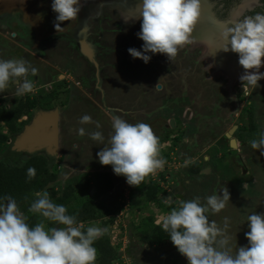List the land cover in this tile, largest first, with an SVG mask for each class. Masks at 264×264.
<instances>
[{
    "label": "rangeland",
    "instance_id": "374dc122",
    "mask_svg": "<svg viewBox=\"0 0 264 264\" xmlns=\"http://www.w3.org/2000/svg\"><path fill=\"white\" fill-rule=\"evenodd\" d=\"M0 1L5 3L6 9L14 8L17 13L21 12L26 28L34 33L40 28L39 19L47 21L45 11L50 7L49 11L52 12L53 0ZM81 2L83 3L81 10L86 15L83 34H87L85 36L88 37V46L92 51L91 42L94 44L98 42L97 44L105 49L106 56L99 62L107 65L106 75L108 77L110 75L111 80L108 81L110 85L106 90V98L103 100L101 97L102 94L105 95V90L101 93L92 85L86 90L82 88L84 78L94 76V69L87 67V59H84L82 53L79 55L78 52L72 53L68 49L65 57L57 54L52 47L49 50L47 46L48 50L44 53L48 58L44 59L46 62L44 69L53 67L52 69L56 71L55 77L51 78L47 85L56 80L62 81L63 84L71 82L65 88L63 87L65 85L58 88L62 89L58 95L63 93L60 99L63 105H60L63 107L62 114L65 119L62 120L61 127L63 138V140L61 138L63 141L61 155L54 162L60 177L56 188H62L71 182L78 183L86 178H98V176L111 179L110 176L114 173L112 167L101 169L103 165L99 162L97 155L107 144L111 134L109 130L112 131L107 126L109 124L107 117L111 116V113L104 108V101L108 106L125 107L140 120L137 123L143 122L151 126L160 140L161 156L166 161L164 167L169 165L172 169H176L177 173L172 172L171 179L165 183L168 192L163 190L158 194V201L146 203L145 207L142 201L146 199L147 189L140 192L138 188L128 185L125 177L118 176L116 177L118 181L115 178L111 180L108 187L109 196L108 192L101 187L103 180L101 184L97 182V189L92 195L97 201H101L104 205L109 204L116 210L117 199L121 200L122 204L120 208L117 207L115 214L119 227L116 229L110 225L104 228L97 221L86 227L94 225L106 229L104 234L110 235L111 243L115 246L123 242L117 250L118 259L115 264H188L187 259L178 252L171 240L155 247L143 244L138 236L145 235L150 227H141V225L151 218L155 224L162 225L163 212L156 210L157 206L153 204L154 202L172 208L177 207L180 201H188L196 197H200L204 202L207 196L220 193L224 187L229 190L230 201L220 213H209V219L215 220L223 227L224 218H229L228 232L232 236L233 251L236 246H248L249 242L245 235L249 231L247 217L255 212L264 214V155L250 145L251 140L258 139L259 134L264 133V79L258 82L259 87L239 83L229 89L228 77L216 76L215 73L213 76L217 79L212 80L211 75L214 70L209 67L210 61H207L211 58H204L206 54L204 49L201 47L194 49L191 45L186 46L171 61L163 54L148 53L151 59L145 64L144 61L131 57L128 52L129 48L142 51L143 41L137 36L141 30L142 21L133 19L125 23L124 19L127 16L125 17L121 7L106 3L97 4V7H94L86 6L89 0H81ZM127 11L130 10L127 9ZM52 26L54 27V22ZM60 32L54 31L55 34ZM195 36H197L196 41L204 39L202 32L197 31ZM56 43L52 42V44ZM213 43L207 40L209 46H215ZM71 54L77 61L74 64L66 62ZM30 76L32 78L31 74ZM37 83H35V90L43 85V83ZM57 85L59 87V84ZM67 88L70 89L71 94L68 101L62 98L66 97ZM10 99H6L7 103L12 102ZM44 99L51 105L54 102L49 100V97ZM220 99L222 100L219 101ZM249 103L250 105L242 110V107H246ZM181 105L187 107L178 109ZM140 112H142L141 115ZM85 114L90 115L94 122L99 121L101 128L96 129L94 123L81 125L79 119ZM117 114H119L118 111ZM208 117L211 122L209 120L205 122ZM171 119L176 120L178 126H171L169 123ZM201 120L202 129L200 130L198 127ZM126 121L134 124L128 118ZM80 127H84L86 132L101 131L105 137L104 144L93 141L87 134L83 137L79 136L77 129ZM234 127H238L234 134V139L239 144L237 149L231 148L230 139L226 137V134ZM181 130L185 132L182 133ZM192 137H197L195 147L189 148L188 142L183 141L190 140ZM179 151L183 153L180 166L178 165ZM166 153L170 155L168 160L164 156ZM190 156L192 164L188 160ZM1 157L4 161L11 163L16 160L14 155L5 150ZM24 160H27V157H23L22 161ZM195 163L204 167L200 173L191 171ZM88 170H94L95 173H90ZM184 173H186L184 176L186 182H183L181 177ZM119 178L122 180L120 181ZM108 179L106 181H109ZM146 179L148 180L149 177ZM243 184L248 187L243 188ZM132 201L141 202L137 204V207L129 205L126 209V204L128 202L131 204ZM142 207L144 213L141 214ZM145 218L148 221L144 220ZM54 227L61 226L55 224ZM114 231L120 234L121 240L113 241Z\"/></svg>",
    "mask_w": 264,
    "mask_h": 264
},
{
    "label": "clouds",
    "instance_id": "9594fccd",
    "mask_svg": "<svg viewBox=\"0 0 264 264\" xmlns=\"http://www.w3.org/2000/svg\"><path fill=\"white\" fill-rule=\"evenodd\" d=\"M51 7L57 14L55 30L60 32L64 29L61 23L78 19L83 5L81 0H53ZM202 13L201 0H142L139 14L124 19L125 23L133 19L142 21L137 33L143 41L142 51L129 48V54L145 64L151 59L148 53L163 54L169 61L175 59L181 50L193 43L192 35ZM220 40L222 45L216 52L237 54L239 65L245 70L241 81L245 86L259 87L258 82L264 79V73L260 72L264 67V13L242 19L238 15L233 25L220 33ZM37 73L38 69L23 58L0 59V92L14 84L17 95L32 93L36 85L28 77ZM79 123H94L96 129L101 128L100 122H94L87 114ZM112 130L107 145L97 153L103 166H111L117 176L125 177L133 187L163 169L166 161L161 156L160 140L150 125L131 124L113 116ZM77 133L81 137L87 134L102 145L105 142L99 130L86 132L80 127ZM250 145L264 155V133L251 140ZM35 176L36 169L30 167L28 179ZM247 187L243 184V188ZM35 197L28 212L42 219L32 227L14 197L0 198L3 201L0 202V264H95L97 249L93 245L106 229L94 225L84 229L75 215L68 214L66 206L50 199L46 190L36 192ZM229 201V190L224 187L220 193L207 196L204 202L200 197L180 201L164 218L163 230L169 233L172 244L188 264H264V214L248 215L249 231L245 233L248 246H236L235 251L228 232L229 218H224L223 227L209 219V213H220ZM45 221L61 227H46ZM116 224L117 218L113 226Z\"/></svg>",
    "mask_w": 264,
    "mask_h": 264
},
{
    "label": "flooded vegetation",
    "instance_id": "af4514ba",
    "mask_svg": "<svg viewBox=\"0 0 264 264\" xmlns=\"http://www.w3.org/2000/svg\"><path fill=\"white\" fill-rule=\"evenodd\" d=\"M141 2L142 0H89V2L86 3V6L93 5L94 7H97V4L106 3L108 5L117 6L118 8L121 7L122 12L125 15V17L128 15L127 18L129 17L134 18L135 16L139 14V6ZM204 2L205 3L202 6V9H203L202 19H201L202 21L198 23L199 27H200V24L202 26V28H199V29L202 31V35L204 39L202 40L200 39L196 41L193 39V35H192L193 43L190 45L194 49L200 48V47L203 48L204 52H206V54H204V58L205 59L211 58L210 60H207V61H210L209 67L212 70H214L211 75L212 80L217 79V78L214 79L213 75H215V73L217 74L216 76L228 77V79L230 80V85H228V88L232 89L234 88L235 85L239 83H243L240 77L244 74L245 70L242 67L241 68L235 67L234 66L235 61L234 63L232 61L235 58L237 62H239L238 55L235 53L226 54L223 51H218L216 53V50L219 48L218 46H209V44L203 45L202 42L207 43V40H208V42L211 41L213 43V38L210 37V34H212L213 36V31L211 30V28L214 29V31L222 32V30H224L225 27L233 25V23L235 22V18L238 15L242 19L243 16L255 15L257 13H264V0H204ZM6 8L7 6L5 5V3L0 1V31H1L0 47L5 50L4 53L5 55H8V57H12V55H14L19 58H23L25 60H28L33 67L38 69L37 75L32 76L31 80L34 83L36 82L43 83V85L39 87L38 93H35L36 95L34 96V98L37 100L40 98V101L45 103L46 99L44 98H46V96L44 95V93L49 94L52 92L53 93L57 92V94H59L60 92H62V89L59 90L58 88H60L61 85H65L63 86L65 88L67 87V84L71 82L68 81V82H64L65 84H63V82H60V80H56L54 82H50L47 85V82L51 78L55 77L54 73H56V71L52 69L53 67L44 69V64L46 63L44 59L48 58V56H46L44 52L48 50L47 49V46H48L49 50L52 47L53 50L57 54L64 55L65 57H66L65 52H68L69 50L72 53L78 52L80 55L81 47L77 40L78 38L80 39L83 35H87V34H83V31H85L84 27L86 26V23H85L86 15L84 11L81 10V12L79 13L78 19L76 21H69V22L61 23L60 26L64 28L63 31H61L58 34H55L54 31L56 30H55V27L52 26V22L56 20L55 15L57 14L54 13L52 9H51L52 12L49 11L50 10V7H49V9L45 11L48 17L47 21H44L43 19L42 20L39 19L40 28L38 31H35L34 33V32L29 31L28 28H26L27 25L26 23H24V18L21 12L17 13L14 8L13 9L12 8L6 9ZM127 9L130 11H127ZM207 16L209 17L211 16L210 18L212 19V21L211 20L209 21V19H207ZM195 32L196 30H194V33ZM51 33H53V35L50 36ZM206 34L210 37L209 39L206 37L207 36ZM83 39L86 42V44L89 45L87 41L88 37L86 38L85 36L83 37ZM216 40L218 42L220 41L217 38ZM53 41L57 43L52 44ZM97 43L98 42L94 44L91 42V47L93 48V52L96 55V60H97V63L99 64V69L96 68L94 64H92L86 57H84L81 54L85 60L87 59L86 60L88 64L87 67L90 66L94 69L93 70L94 76H92L91 78L88 76V78L90 79L84 78V80L82 81L83 82L82 88L86 90L88 86L92 85L94 89H97L101 93L102 92L104 93V90H105V95L102 94V97H101V99L105 100L106 90H108V85H110L108 81H110L111 79H110V75L109 77L106 75L107 65L104 63L101 64L99 62V60L103 61V57L106 56L105 49L103 47H100V45H98ZM212 47L213 48L216 47V49L215 48L213 49ZM230 47L231 46L229 45V48ZM226 55H229V59H227ZM69 56L70 58H67L66 62L72 63V64L77 62L72 57L73 54ZM221 60H222V63L221 65H219V62ZM260 72L264 73V67H261ZM220 83L222 82L220 81ZM57 84H59V87ZM78 85L81 86L82 84L78 83ZM103 86H104V89H103ZM68 88L66 90L65 89L63 90H65V92H68V95H69L70 89ZM41 90H43L44 93L40 94L39 96V93L42 92ZM233 92L234 91H232V94H234ZM221 100L222 99H220L219 101ZM249 105L250 103L246 107H242V110L247 108ZM90 106L92 107V104H90ZM182 107L184 106L181 105L179 106L178 109H181ZM186 107L187 106H185L184 108ZM104 108L108 109V105H106L105 101H104ZM26 117L28 118V116ZM63 119H65L64 114H62V120ZM187 120L189 119L187 118ZM208 120L209 122H211V119L209 117L206 118L205 122H207ZM201 124H202V120L199 123L200 126L198 127L200 130L202 129ZM181 131L182 133L185 132L184 130H181ZM174 138H177V137H174ZM196 139L197 137H192L190 140L185 139L183 142L185 143L188 142V147L192 148V147H195ZM175 173L177 172L175 171Z\"/></svg>",
    "mask_w": 264,
    "mask_h": 264
},
{
    "label": "trees",
    "instance_id": "16d2710c",
    "mask_svg": "<svg viewBox=\"0 0 264 264\" xmlns=\"http://www.w3.org/2000/svg\"><path fill=\"white\" fill-rule=\"evenodd\" d=\"M59 96H61V94L58 95L55 94V92L46 95V98L49 97V100H54L52 105L47 101L42 103L39 98L38 100L28 99L25 102H20L19 104H15L11 109L0 106V198L5 195L14 197L21 210L27 215L29 226L32 227L40 222L42 217L37 214L29 213L28 208L31 202L36 198L35 193L46 190L54 203L63 204L67 207L68 214L77 217L78 223L89 224L93 221H101L103 227L106 228L115 224V214L118 208L116 207V210H114L106 204L95 202L89 194L91 184L87 178L78 184L69 183L66 187L57 191L55 185L59 180V173L57 167L54 165V158L48 155L35 154L33 156H27V160L22 161L23 155L11 151V143L30 122L32 111L37 106H42L41 109H53L61 106L60 104L63 105L60 100L61 97ZM58 100L59 102H56ZM24 115H29L30 119L26 122H20V119ZM4 127L7 128L8 133L2 132V128ZM4 150L8 151L10 154L13 153L16 158L13 163L3 160L1 156ZM164 156L167 160L170 158L169 153L164 154ZM30 167L36 169V176L31 180L27 177V170ZM203 169L204 167L199 164L193 167V170L198 173ZM144 186L145 180L136 187L140 192L147 189L146 199L142 201L144 202L143 207L147 205L146 203L158 201L157 197L161 190V188L154 183L151 184V186ZM83 193H87V197L82 198L81 195ZM25 197H27V200H25ZM0 202L3 201L0 200ZM140 202L132 201L131 207H137V204ZM45 225L46 227H54L55 224L45 221ZM147 226L150 227L149 232H146L148 235L138 236L143 244L155 247L170 241L169 233L157 227L153 219L141 225V227ZM86 228L87 227H84V229ZM93 246L97 249L96 264H115L118 259L117 249L111 243V237L108 233L103 234L97 239Z\"/></svg>",
    "mask_w": 264,
    "mask_h": 264
},
{
    "label": "crops",
    "instance_id": "0c3cea01",
    "mask_svg": "<svg viewBox=\"0 0 264 264\" xmlns=\"http://www.w3.org/2000/svg\"><path fill=\"white\" fill-rule=\"evenodd\" d=\"M4 49H2L1 47H0V59H3V60H8V59H14V58H19V57H17V56H14V55H12V57H8V55H5V53H4ZM31 76L29 75V79H31L30 78ZM60 82H62V81H60ZM36 84H38L37 82H36ZM62 84V83H61ZM62 86V85H61ZM40 87V86H39ZM39 87H38V89H39ZM38 89L37 90H34L32 93H30V94H25V95H22V96H20V95H17V91L16 92H14L15 90H17V88H16V86L13 84V85H10L4 92H0V106H5V107H7L8 109H11V108H13L14 106H15V104H19L20 102H25V101H27L28 99H30V100H37V99H35L34 98V96L36 95L35 93H38ZM110 89V88H109ZM42 92H40L39 93V96H40V94H43L44 93V91L43 90H41ZM11 92V93H10ZM120 93H122L121 91H120ZM44 95L46 96L47 94L46 93H44ZM70 95L71 94H69V95H67V93H66V97H62L63 99L65 98L67 101H68V98L70 97ZM61 96H63V93L61 94ZM61 96H59V97H61ZM38 97V96H37ZM8 98H11L10 100H12V102L11 103H7V101H6V99H8ZM44 100V99H43ZM72 100V99H71ZM136 100V99H135ZM46 101V100H45ZM56 102H59V100L58 101H56ZM42 103H44V102H42ZM55 104V103H54ZM42 108V106H37L33 111H32V114H31V120H30V122L25 126V128L28 126V125H30L31 124V122L33 121V118H34V113H35V110H37V109H40L41 111H45V112H50V111H53L54 109H58L59 110V113H60V150H61V146H63V138H62V130H61V127H62V106H58V107H55V108H53V109H41ZM116 109H118V110H116ZM106 111L107 112H109V113H111L110 115L111 116H108L107 117V120H109V124L107 125L106 123V125L107 126H109L111 129H112V123H110V122H112V117L113 116H119V117H121V118H123V119H125L126 120V118H128L130 121H133L134 122V124L135 123H137V121L139 120V119H137L136 118V116L135 115H133L132 113H131V111H127L126 109H125V107L123 108H115V107H113V106H108V109H106ZM116 111V112H115ZM117 111H118V113L119 114H117ZM115 113V114H114ZM141 113L142 112H140V115H141ZM169 114H171V113H169ZM26 116H28V118L30 119V117H29V115H24V116H22V118L23 119H20V122H26V121H28V118L26 117ZM171 120H174V119H171ZM171 120H169V122L171 121ZM140 121V120H139ZM171 123V122H170ZM176 126H178V124H177V121L175 120V127ZM24 128V129H25ZM24 129H23V131H24ZM22 131V132H23ZM113 131V130H112ZM112 131L111 130H109V133L111 132L112 133ZM2 132L3 133H8V130H7V128H2ZM21 132V133H22ZM20 133V134H21ZM19 136V135H18ZM61 138H62V140H61ZM15 141V140H14ZM13 141V142H14ZM13 142L11 143V145L13 146ZM73 143H74V141H73ZM105 145H107V144H105ZM59 150V153H58V155L56 156V157H51V156H49V157H51V158H54V159H56V158H59L60 157V153H61V151ZM11 151H12V147H11ZM13 153H17V152H14V151H12ZM13 153H11L12 155H13ZM172 153V152H171ZM18 154H21V155H23V157H27V156H33V155H27V154H23V153H18ZM39 154H43V155H47L46 153H39ZM182 152L181 151H179L178 152V159H179V166L181 165V162H182V160H181V157H182ZM23 157H22V160H23ZM191 159H192V157L190 156V158L188 159V160H190L189 162H191L190 164H192V161H191ZM196 164V163H195ZM195 164L191 167V171L193 170V167L195 166ZM104 167H107V168H111V166H103L101 169H103ZM100 169V170H101ZM99 170V171H100ZM89 171V170H88ZM90 173L91 172H94L95 173V171L94 170H90L89 171ZM186 175V173H184V175H181V177L183 178V182H186L184 179V176ZM92 177V176H91ZM105 176H103V178H104ZM111 177V179L109 180L108 178H106V179H108L109 181H106V179H103V178H101V177H99L98 176V178H91V179H88L89 180V182H90V184H91V188L89 189V194H90V196L94 199V201L95 202H97V203H101V201H97L92 195H93V193H95V191H96V189H97V182H101V180H103V184H101V187L102 188H104L107 192H108V187H109V185H110V183L113 181V179L115 178L116 180H117V178L116 177H118V176H116L115 175V173H113L112 174V176H110ZM121 177H123V176H121ZM59 179H60V177H59ZM120 179V181L122 180L121 178H119ZM179 179H180V177H179ZM84 180V179H83ZM112 180V181H111ZM116 180H114V182H116ZM181 180V179H180ZM59 181V180H58ZM82 181V180H81ZM80 181V182H81ZM118 181V180H117ZM120 181H119V183H120ZM80 182H78V183H80ZM182 182V183H183ZM58 183V182H57ZM72 184L74 183V182H71ZM76 183V182H75ZM77 183V184H78ZM69 184V183H68ZM68 184H66V185H64L62 188H64V187H66ZM57 185V184H56ZM55 185V186H56ZM104 186H106V187H104ZM62 188H56V190L57 191H59V190H61ZM93 191V192H92ZM82 198H85L86 196H87V193H83L82 195ZM108 196H109V192H108ZM168 196H172V195H168ZM127 197V196H126ZM127 198H129V197H127ZM116 199H117V197H116ZM121 202V200H120V198L119 199H117V206L116 207H118V208H120V204H122V203H120ZM154 205H156L157 206V208H156V210H160L161 212H163V213H165V214H163L162 213V217H163V220H164V218L168 215V213L170 212V210L172 209V207H169V206H167V205H160V204H157V202L155 203H153ZM107 206H109L110 208H112L109 204H106ZM170 205V204H169ZM155 209H153V211H154ZM141 214L142 213H144L143 212V208L141 209ZM147 218H145L144 220H146ZM150 220H152V218L150 219ZM147 221V220H146ZM154 221V220H153ZM93 222H95V221H93ZM97 222H100L101 223V221H97ZM92 223V222H91ZM118 223V222H117ZM155 223V222H154ZM90 224V223H89ZM89 224H83V226H87V225H89ZM102 224V223H101ZM157 227H159V228H161V229H163V223H162V225L161 224H155Z\"/></svg>",
    "mask_w": 264,
    "mask_h": 264
},
{
    "label": "water",
    "instance_id": "95a60500",
    "mask_svg": "<svg viewBox=\"0 0 264 264\" xmlns=\"http://www.w3.org/2000/svg\"><path fill=\"white\" fill-rule=\"evenodd\" d=\"M83 37H85V35L77 40L81 47V53L99 69L95 54L86 44ZM214 39L217 41L216 37ZM202 44L208 45L204 42H202ZM171 126L175 127V120H171ZM237 128L238 127H234L226 134V137L230 139L231 148H233L234 142H236L234 134ZM59 150L60 113L58 109H54L50 112L41 111L40 109L35 110L33 121L19 136H17L12 146V151L27 155L46 153L51 157H56Z\"/></svg>",
    "mask_w": 264,
    "mask_h": 264
},
{
    "label": "built area",
    "instance_id": "2783aa9c",
    "mask_svg": "<svg viewBox=\"0 0 264 264\" xmlns=\"http://www.w3.org/2000/svg\"><path fill=\"white\" fill-rule=\"evenodd\" d=\"M167 172H169V174L167 173ZM172 172H174V169H172V167H169V165H166V167H163V169L162 170H159L155 175H151V176H149V179L147 180H145V185H147V186H151V184H157L159 187H161V190H160V192H159V194L163 191V190H165V192L167 191L168 192V188H166L165 187V183L167 182L168 183V181L171 179V174H172ZM165 175L166 174V176H164L163 177V175ZM148 178V177H147ZM163 181V182H162ZM149 182V183H148ZM129 205H131L129 202L126 204V209H128L129 208ZM131 208V207H130ZM123 215V214H122ZM116 229H118V225L116 224L115 226H114ZM113 234H114V236H113V241H119V240H121V237H120V234L119 233H117V231H114L113 232ZM118 239V240H117ZM122 244H123V242H121ZM121 243H117V245L115 246V245H113L114 247H116V249L117 250H119V248H120V244ZM127 245L129 244V243H126Z\"/></svg>",
    "mask_w": 264,
    "mask_h": 264
},
{
    "label": "bare ground",
    "instance_id": "6f19581e",
    "mask_svg": "<svg viewBox=\"0 0 264 264\" xmlns=\"http://www.w3.org/2000/svg\"><path fill=\"white\" fill-rule=\"evenodd\" d=\"M201 2H202V6L204 5V0H201ZM206 14V13H205ZM128 16V15H127ZM211 17V16H210ZM209 16H207V19H209V21L211 20L212 21V19L210 18ZM202 21V20H201ZM212 24V23H211ZM199 28H202V26H201V24H200V27H199V25H197L196 26V28H195V30H196V32L197 31H199L200 29ZM211 30L213 31V36H212V34H210V37H212L213 38V40L215 41V37L218 39V40H220V33L221 32H218V31H214V29H212L211 28ZM220 31V30H219ZM223 31V30H222ZM196 32L194 33L193 32V39L194 40H196L195 39V37H197V36H195V34H196ZM199 32H202L201 30L199 31ZM215 35V36H214ZM206 37H208V38H210L208 35L206 36ZM214 44H215V46H218V47H220L221 45H222V41L220 40L219 42L218 41H215L214 42ZM215 49H216V47H215ZM217 53V52H216ZM229 53H232V52H228V54ZM227 54V53H226ZM211 55H212V53H211ZM226 57H227V59H229V55H226ZM233 57V56H232ZM233 63H234V61H235V63H234V66L235 67H239V68H241V66L239 65V62H237V60L234 58L233 60ZM221 63H222V60L219 62V65H221ZM229 63V62H228ZM218 64V63H217ZM234 71H235V69H234ZM243 72V71H242ZM239 147V144H238V142L236 141V142H234V146H233V148L234 149H237Z\"/></svg>",
    "mask_w": 264,
    "mask_h": 264
}]
</instances>
